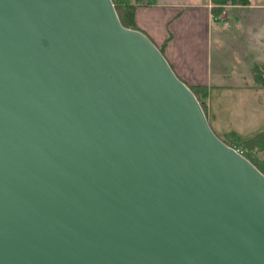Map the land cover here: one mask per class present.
Wrapping results in <instances>:
<instances>
[{"label": "water", "instance_id": "95a60500", "mask_svg": "<svg viewBox=\"0 0 264 264\" xmlns=\"http://www.w3.org/2000/svg\"><path fill=\"white\" fill-rule=\"evenodd\" d=\"M0 264H264V175L112 0H0Z\"/></svg>", "mask_w": 264, "mask_h": 264}, {"label": "crops", "instance_id": "0c3cea01", "mask_svg": "<svg viewBox=\"0 0 264 264\" xmlns=\"http://www.w3.org/2000/svg\"><path fill=\"white\" fill-rule=\"evenodd\" d=\"M211 7V0H155L153 4L135 7L134 26L162 50L182 82L191 87L208 88L206 118L209 125L221 127L225 116L229 121L227 127L236 131L240 127L236 120L246 118L244 113L248 112L245 107L248 94H251L250 99L264 94V88L257 86L253 78L254 67L264 66V3L249 0L246 6H228L236 12L233 20L245 37L247 48L253 50L258 59L247 74L241 70L228 73L212 64V41L214 36L217 41L221 39L228 7L217 18L212 16Z\"/></svg>", "mask_w": 264, "mask_h": 264}, {"label": "rangeland", "instance_id": "374dc122", "mask_svg": "<svg viewBox=\"0 0 264 264\" xmlns=\"http://www.w3.org/2000/svg\"><path fill=\"white\" fill-rule=\"evenodd\" d=\"M252 2L264 3V0H252ZM228 6L232 5L223 7V11ZM226 11L228 12V16L224 19L225 23L221 27L224 29L222 30L223 33L220 36L221 39H219L220 41H217L214 36L212 41L211 61L212 64L220 67V69H225L228 73H237L238 70H241L247 74L253 62L257 61L258 59L254 57L253 50L247 48L245 37L239 33V28L236 26V23L233 20V16H236V12H234L235 10H233L231 7H228ZM220 15L222 16L223 12ZM253 78L255 80L254 74ZM255 82L257 86L264 88L261 83H258L256 80ZM249 95L251 96V94H248V96ZM250 96L249 98L246 97L245 99V107L247 106L248 109V112L244 113L246 118L236 120L237 125L240 124V127H238L239 129H236V131L230 130V127H227L229 121H227L228 119L225 116V119L221 120L223 121L221 122V127L217 126V128L214 125H210L212 131L217 137L224 139L226 138V133L234 131L242 139H249L254 137L258 132L261 131L262 128H264V114L262 113L264 106H260V104L264 102V94L252 96L253 98L251 99ZM251 123L255 124L253 126L246 127V125H251ZM238 147V149L242 151L243 147ZM254 156L263 159L264 151L256 150L254 152Z\"/></svg>", "mask_w": 264, "mask_h": 264}, {"label": "trees", "instance_id": "16d2710c", "mask_svg": "<svg viewBox=\"0 0 264 264\" xmlns=\"http://www.w3.org/2000/svg\"><path fill=\"white\" fill-rule=\"evenodd\" d=\"M155 0H112L118 18L121 24L130 29H135L134 26V10L138 5H150ZM212 16L217 18L223 12V7L227 5H249V0H211ZM136 30V29H135ZM162 53V50L158 48ZM263 74H262V73ZM255 80L264 86V66H256L253 69ZM260 74V75H258ZM192 91L197 101L199 102L202 110L206 115V98L208 96V88L206 86H188ZM224 139H221L225 144L230 147L239 148L242 146V155L254 165L264 175V158L260 159L254 156L256 150L264 151V129L258 132L254 137L249 139H242L236 132H228L225 134Z\"/></svg>", "mask_w": 264, "mask_h": 264}, {"label": "built area", "instance_id": "2783aa9c", "mask_svg": "<svg viewBox=\"0 0 264 264\" xmlns=\"http://www.w3.org/2000/svg\"><path fill=\"white\" fill-rule=\"evenodd\" d=\"M235 150H236L238 153L242 154V152H241L239 149L235 148Z\"/></svg>", "mask_w": 264, "mask_h": 264}]
</instances>
